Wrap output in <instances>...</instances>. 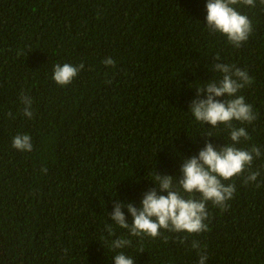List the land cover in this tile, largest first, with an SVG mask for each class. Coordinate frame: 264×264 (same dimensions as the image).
Segmentation results:
<instances>
[{
	"label": "trees",
	"instance_id": "1",
	"mask_svg": "<svg viewBox=\"0 0 264 264\" xmlns=\"http://www.w3.org/2000/svg\"><path fill=\"white\" fill-rule=\"evenodd\" d=\"M206 2L0 0V264H115L108 242L118 238L131 240L120 251L135 264H197L194 240L206 264H264V4L234 6L252 23L234 47L207 27ZM57 63L84 67L60 86ZM217 64L250 77L238 95L257 119L233 125L250 137L236 146L261 156L223 181L235 192L223 209L208 202L207 231L131 236L111 219L116 204L139 209L146 193L161 194L155 173L179 180L207 144L232 143L224 125L190 112L207 98L197 88L219 86ZM21 95L32 99L30 119ZM18 134L30 136L32 151L12 147Z\"/></svg>",
	"mask_w": 264,
	"mask_h": 264
},
{
	"label": "clouds",
	"instance_id": "2",
	"mask_svg": "<svg viewBox=\"0 0 264 264\" xmlns=\"http://www.w3.org/2000/svg\"><path fill=\"white\" fill-rule=\"evenodd\" d=\"M259 2L264 4V0ZM241 4L255 7L256 0H207L206 2L207 27L225 36L234 47H239L242 42L247 41L252 32V23L248 16L234 7ZM104 63L106 66L114 65L111 58L106 59ZM83 67V64L74 66L57 63L53 68L52 79L60 86L69 85ZM233 68L235 71H232ZM215 69L223 73L219 86L213 82L197 88L198 97L206 88L207 98L194 100L190 112L198 123L210 124L212 128L224 125L229 129L232 143L219 150L214 149L210 143L207 144L199 152L198 157L184 161L181 167L182 178L179 180H174L170 175L161 176L155 173L152 181L158 186L161 194L158 195L155 190L146 193L139 209L131 204H116L111 219L116 226L127 229L131 236L156 238L160 235L161 229L187 234L207 231L205 220L208 219V202L223 209L226 201L232 199L235 192L233 184H225L223 181L242 174L246 168L252 166L254 158L261 156L259 147L253 146L248 150L236 146L250 137L244 127H235L233 121L251 124L257 119L252 106L245 102L243 96L238 95V92L250 83L247 71L231 64H217ZM225 95L228 99L223 101L216 99ZM21 103L24 105V116L32 118V99L27 95H21ZM12 147L21 152H30L33 149L31 138L27 134L16 135L12 140ZM41 170L47 172L46 168ZM258 175L259 172L249 174L245 183L256 181ZM194 194H199V198ZM123 207H126L131 214V224L126 222L125 215L121 211ZM106 231L109 235H113L111 225H106ZM184 242V239L180 240L181 244ZM108 243L116 253L113 256L115 264H135L134 258L120 251L129 247L131 240L118 238ZM192 247L198 249L197 264H206L208 256L199 250L198 242L194 240Z\"/></svg>",
	"mask_w": 264,
	"mask_h": 264
}]
</instances>
